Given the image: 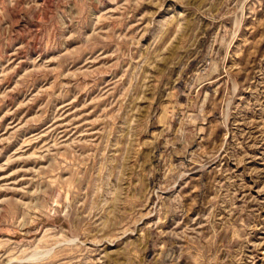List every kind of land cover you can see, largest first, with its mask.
I'll return each instance as SVG.
<instances>
[{
  "label": "rangeland",
  "instance_id": "obj_1",
  "mask_svg": "<svg viewBox=\"0 0 264 264\" xmlns=\"http://www.w3.org/2000/svg\"><path fill=\"white\" fill-rule=\"evenodd\" d=\"M0 264H264V0H0Z\"/></svg>",
  "mask_w": 264,
  "mask_h": 264
}]
</instances>
